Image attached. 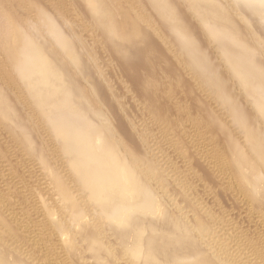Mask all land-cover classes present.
<instances>
[{"label": "bare ground", "instance_id": "1", "mask_svg": "<svg viewBox=\"0 0 264 264\" xmlns=\"http://www.w3.org/2000/svg\"><path fill=\"white\" fill-rule=\"evenodd\" d=\"M54 1L58 17L37 0H19L26 16L13 10L10 2L0 0V148L6 146L10 150L0 157L7 162L8 153L17 157L11 146L29 143L21 155L32 154L42 169L51 174L49 182L54 196H58L51 205L43 200L39 215H33L24 206L16 205L13 191L9 190L7 182L15 181V171L2 170L0 184L5 188L0 189V264H91L90 260L86 263L89 256L98 264H246L240 257L241 246L264 262V243L248 246L242 241V245L235 243L232 250L218 237L224 218L213 216L194 192L192 176L206 183L205 176L189 164L191 177L168 159L159 163L142 159L141 151L145 155L152 152V135L146 132L140 138L142 150L137 148L133 139H127L114 126L106 103L96 106L102 99L97 94L99 82L84 73L82 58L88 57L97 72L103 67L95 57V49L88 48L89 43H78L72 37L76 28L71 26L72 18L78 11L72 8L70 12L63 4L74 7V0ZM84 1L92 11L85 18L99 19L96 39L100 46L117 42L114 51L120 61L127 65L131 62L125 75L136 78L138 84L129 83L119 71L116 82L136 103L150 98L144 113L147 116L161 114L152 107L169 100L175 104L177 115L190 116L188 121L193 116L198 125L204 124L201 130L198 128L199 134L206 135L208 147L220 149V163L217 171L212 169L213 175L220 173L222 189L254 196V200L248 201L259 206L256 214L264 228V131L253 124V116L221 77L217 64L211 65V54L196 40L179 6L173 0H126L128 8L111 10L116 0ZM230 1L247 3L250 9L264 12V0H227L226 4ZM203 2L204 10L202 5L197 7V15L211 40L223 32L219 40L225 44L236 42L234 54L226 55L224 62L238 88L247 91L245 96L250 98L260 120L264 117V67L256 58L258 49L247 42L249 39L242 38L244 27L240 33L237 25L230 28L229 20L220 21L231 10L219 6L217 0H187L194 7ZM146 8L154 12L146 13ZM58 18L62 20L60 24ZM244 22L247 23L246 19ZM160 46L165 50L158 49ZM172 58L179 62H172ZM114 61L111 58L108 63ZM173 66L185 68L187 74L194 73L193 83L186 86L184 79L180 81L171 71ZM80 72L83 79L74 76ZM97 78L105 84L113 82L103 75ZM166 84L173 85L176 92L165 94ZM86 86L88 92L84 93ZM194 87L205 94L221 96L228 111L227 124L216 122L213 116L207 117V121L206 115L193 114L189 106L176 105ZM134 88L141 89L140 96H134ZM119 91L112 92V100H123ZM129 121L134 124V117ZM168 121L158 119L161 131L176 146L184 144L176 138ZM218 126L228 138L223 148L218 144ZM226 126L233 132L240 131L238 140L228 137ZM144 130L145 127L140 129ZM35 132L42 143L40 148L33 146ZM55 160L57 165L51 163ZM169 180L176 184V190L169 187ZM206 189L210 191L212 187ZM184 196L206 216L195 214L193 220L186 215L182 219L176 216L167 204L182 211L185 203L177 197ZM218 206L224 210L222 204ZM59 237L62 263L56 261L57 253L52 249Z\"/></svg>", "mask_w": 264, "mask_h": 264}, {"label": "rangeland", "instance_id": "2", "mask_svg": "<svg viewBox=\"0 0 264 264\" xmlns=\"http://www.w3.org/2000/svg\"><path fill=\"white\" fill-rule=\"evenodd\" d=\"M37 1L41 7H44L49 13L58 17L57 14H55L56 9L55 6L53 5L54 0H37ZM173 1L179 6L180 11L185 17L186 22L190 26V29L193 31V33H195L194 34L195 38L197 37L196 40H199V43L200 42L202 43V47L206 48L209 54H211L210 56V58H212L211 65H214V63L218 65V66L216 65V67L217 70L220 69L219 72L221 77L223 76V78L228 81L234 95L237 97L239 102L245 106V109L248 110L253 116L254 118L253 124L255 126L260 127L264 131V117L260 120L256 118L253 103L249 102L248 100L249 97L245 96L247 94V91H242L238 88L236 78L231 76L227 68V65L224 62L226 55L228 56L234 54L235 52L234 47L236 45V42L234 43L226 42L227 44H225L224 42L219 40V38L223 37V34H225L223 32L220 33L219 37H217L214 40H211L209 33L205 31L202 24L200 23L199 16L197 15V7L202 8L201 5L205 6L204 2L199 3L200 5L194 7L188 4L187 0L186 2L185 0H173ZM226 1L227 0H217L218 2L217 4L219 6L223 5L231 10L229 14L223 16L225 18L223 17H222L223 19L220 18V21L223 22L225 20L227 21L229 20L231 22L230 28H232L231 26L236 27L237 25V29L241 31L240 33L244 32L243 27L245 28L244 30L246 31L245 33H242L241 36L243 39L245 38L246 40L249 39L247 40V42L250 41L249 43L251 45L253 44L254 47L258 49V51L256 52L257 53L256 58H258V61L260 63L262 62L261 64L264 67V21H263L264 12L259 13V11L257 10L250 9V5L247 3H243L240 1H230L228 2V4H226ZM4 2H8V3L10 2L9 5L12 6L13 10L17 11L20 14H23V16H26L24 14L25 10L24 8H21L19 0H4ZM74 3H75L74 5L75 8L73 6L69 7L68 4H63L64 7L69 8L68 10L70 12L72 11V8L78 11L76 12L77 14H73V18H72L73 20L71 26L72 27L76 26L75 30L72 32V37L76 39L77 40L76 42L78 43L81 41L89 43L88 48L95 49L96 51L95 57L99 61L100 63L99 65L103 67V70L101 72H97L95 71V69H92L91 67L92 65L90 66L91 62H89L90 60L88 57L82 58L84 65L83 68L84 73L87 72L88 74H90L91 78L92 76H94L93 79L96 77V80L99 82V89L97 94L101 95L102 99L100 100L99 103L96 104V106H101L103 103H106L104 104V106L106 107V111L109 110L110 118L111 121H113L114 126L118 127L119 131L127 139H129L130 141H132L133 139L132 142L134 144L135 142L136 144H138L137 148L140 147V149L142 150V144L140 138L144 136L146 132H148V135H152L150 136L151 139H153V143H151L152 152L147 151L146 152L147 156H146L145 154L142 153L143 151H141L142 159H146V158L153 159L156 160L158 163L161 162L162 160L165 161L166 159H168V161H172L175 165L179 167L180 171L184 172L186 175L191 174L190 172H188L189 170L187 168V164H189L194 166L195 170L198 171L200 175L205 176L206 183H202L201 180H199L198 178L194 179V176H192L194 182L193 183L194 192L199 198V200H201V202L207 204L213 216L215 215L216 217L220 216L224 218V221L221 224V227L222 226L223 227L219 228L220 229L219 231L217 230L218 237L220 238L221 236V238L223 239L222 241L228 246L230 245L229 247L232 250L236 248L237 243H240L242 241L243 242L246 241L248 243L247 244L248 246L263 244L264 228L261 227L259 222V217L256 214L259 206L257 205V203H255L254 206L250 204L248 201L250 199L254 200V196L242 195L239 192L232 193V191L222 189L221 187L222 179L219 178L220 173L216 172V175H213L214 173H212V169H214L215 171H217L218 169L220 163V158H219L220 149L214 146L208 147L207 145L209 144H206L205 142L206 135L203 136V134H199L200 132L199 129L201 130V127H204V124L198 125L197 120L194 119L193 116H191V119L188 121L187 119H189L188 117L190 116H186L183 118L180 115H177L175 111V104L171 103L169 100L167 101V103L165 101H162L160 104L152 107V109L155 108L162 112L161 114H158V116L150 117L145 115L144 114L145 110L148 109L147 102L150 101L149 100L150 98L142 100L141 103H136L132 100L130 94L126 93V89L124 90L122 88V84L116 82L118 73L125 75L127 67L131 65V62H129L127 65V64H123L122 61H120L118 54L116 53V51H114L115 48L117 47V42H114L112 45L108 44L104 47L100 46L99 39H96V34L98 33L97 31L99 28V19L96 17L94 18V16L88 18V20L87 18H85L86 15L91 13L92 11L86 7L84 0H74ZM115 4L116 6L114 5V8L112 7L111 10L114 9L117 10V8L118 9L128 8V2L126 0H116ZM204 6H203V10H204ZM192 7H194V10ZM150 12L153 13L154 12L153 9L146 8V13H150ZM239 12L242 14H238ZM245 19L247 23L244 22ZM61 22L62 20L58 18L57 23L60 24ZM235 27H233V29L237 30ZM245 34L246 36L243 37ZM40 38H41L40 40L43 39L42 37ZM138 46L139 45H137V47ZM158 49H160L161 51L165 50V48H162V46H160V48ZM231 49L232 51H230ZM224 50H229V51L224 54L222 53V51ZM106 54H108L110 58H108ZM111 58H114L115 61L110 64L108 62L109 60H111ZM172 62H179V61H176L175 58H172ZM209 64L210 62L208 63V66H211ZM117 71L119 72L117 73ZM171 71L173 74H176L181 78L180 81L184 79L182 80V82L183 83L185 82L184 84L186 86L187 85L190 86V84L193 83L194 81L195 74L194 73L187 74V70H185V68L182 69L173 66ZM101 75H103L104 79H111L113 82L110 81L109 83L105 84L104 80H98L97 77ZM74 76L79 79H83V73L81 72L79 74H74ZM126 76L127 75L124 76V79L127 78L125 80H127L129 83L131 82L133 85L138 84L136 78L134 79V77H130V76H128L129 77L128 78ZM166 85H163V87L164 86L168 87V90L165 92V94H170L171 92L175 91L172 88L173 85H169V84ZM87 88L88 87L86 86L83 89L84 93L88 92ZM15 89L17 90L18 88L17 87L14 88V91H16ZM114 91H119L122 93L123 100L121 102L112 100L111 96H112V92ZM134 91H135L134 96H140V94L142 93L141 89L134 88ZM178 92L179 91H177V94H181V92L179 93ZM191 92L193 93V94L191 93L192 96L191 94H189L187 98L181 96L177 102L178 104L176 105H179L180 107L187 106V108L189 106V109H191L190 111L193 114L199 113L201 117H204L206 115L204 118L207 121L209 117L213 116V118H215L216 122L218 121V123L220 121L226 124L228 123L227 122L228 111L227 109H225L224 103L220 100L221 98L220 95L213 93L205 94L199 88H195V87ZM12 100L14 101V97H12ZM22 113H23L22 115L24 116L25 113L24 112ZM133 117L135 119V123L131 124L129 119H132ZM160 117H163L164 119L166 118L169 119L168 126L170 128L175 129L174 131L176 138L184 142V144L176 146L172 141H170L169 136L161 131L162 126H159L158 124V119ZM175 117L177 118L176 120H174ZM142 127L143 128L145 127L144 131H140ZM234 127L236 126L234 125ZM21 129L19 128V130ZM217 130H219V132L217 131L218 132L217 135L219 134L218 144L221 148H223V145L227 144L226 141L228 140V138L226 139V137L223 135V131L219 128V126ZM226 130L229 131L228 137L231 138L232 140L235 141L238 140L237 137L241 135L240 131H237V133L233 132L232 130H230V127L228 126H226ZM1 136L2 134H0V138ZM33 137H34L33 146L40 148L42 146V143L40 142V139L38 138L36 132L34 133ZM1 141L2 139H0V142ZM204 145H206L207 147H204ZM29 146H30L29 143L21 144L20 146L18 145L17 146L14 145L13 147L11 146V148L15 150L13 152H15L17 157L15 156L13 158L10 155V153H8L9 160L7 162H4L3 157H0L1 158L0 173H2V170L12 169L15 171L16 173L15 181L7 182V185L9 187L10 192L13 191L11 192V194L15 198V203H17L16 205L24 206L27 212L32 213L33 215L34 214L39 215L41 211L40 203L43 200H45L47 204L49 202L48 205H51V203L52 204L56 203L55 200H57L58 196H54L51 188L52 185L49 182V176H51V174L46 173L44 169H42V166L35 161L32 154L25 152L24 155H21V151L26 150ZM8 149L9 147L6 146L0 148V155L5 151H7ZM9 151L10 150H8V152ZM55 161H52L51 163L53 165L54 163L55 165H57L58 160ZM2 175L4 174L2 173ZM168 183L170 184L169 187L172 190L177 189L176 184H174L172 181L169 180ZM206 186H208V188L212 187V189H210V191H206L207 190ZM2 188L5 187L2 186V184H0V189ZM177 200L179 201L182 200V202L185 203V207L182 211H177L172 206V204H167V206L170 209H173L175 215L180 217L181 219L183 215L184 216L186 215L188 219L191 218L190 220H193L194 215L199 213L202 216H206L205 211L203 210L198 211L193 205L190 204L188 196H184L183 198L177 197ZM217 200H219L220 203ZM37 201L40 205H37L36 203ZM219 204L223 205L224 210L220 209L221 207L218 206ZM55 240H56L55 247L52 249L55 250L57 253L58 259H56V261L62 263L63 250L60 244L62 239L59 237V238H55ZM199 243L202 245L204 249H206L201 240H199ZM240 245L242 244L240 243ZM82 246L85 247L86 244L82 243ZM241 248H242V252H240L241 253L240 257L241 259H244V262L246 264H264V262L259 258L253 257L252 252H248L246 249L244 250V246H241ZM242 255L243 256L245 255V257L242 258ZM76 257H75V261L77 262ZM91 259L92 258L90 256L87 257L86 263H89L90 260L91 264H95L96 262L94 261V259H92L93 262L91 261Z\"/></svg>", "mask_w": 264, "mask_h": 264}]
</instances>
